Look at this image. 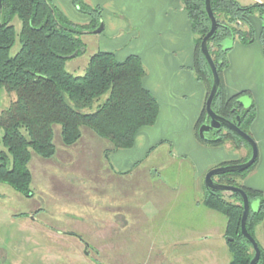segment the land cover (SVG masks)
I'll use <instances>...</instances> for the list:
<instances>
[{"label": "rangeland", "instance_id": "rangeland-1", "mask_svg": "<svg viewBox=\"0 0 264 264\" xmlns=\"http://www.w3.org/2000/svg\"><path fill=\"white\" fill-rule=\"evenodd\" d=\"M11 23L17 33L13 56L20 48V21ZM93 30L78 35L84 51L65 60L73 75H83L89 58L104 49V30ZM107 96L81 112L95 111ZM14 98L0 88V112ZM53 130L55 154H32L28 164L32 195L0 183V264H229L226 217L202 203L205 174L216 166L198 165L189 146L172 144L166 132L137 149L140 162L133 167L130 161L118 165L111 141L89 128L82 127L71 145L61 143L60 125ZM1 137L2 129L0 151H6ZM26 217L34 219L32 226Z\"/></svg>", "mask_w": 264, "mask_h": 264}, {"label": "trees", "instance_id": "trees-1", "mask_svg": "<svg viewBox=\"0 0 264 264\" xmlns=\"http://www.w3.org/2000/svg\"><path fill=\"white\" fill-rule=\"evenodd\" d=\"M180 1L196 36L191 69L206 86L207 97L212 76L201 55L200 41L209 30L210 21L205 12L204 0ZM210 2L217 29L208 41V50L220 77V86L211 107L224 118L233 119L238 114V126L250 135L248 128L255 117V107L251 103L247 109H243L237 103V98L244 92L231 96L226 94L222 72L227 66L228 51L223 52L220 43L231 35L242 43L252 42L256 38L252 17L258 13L264 18V4L241 5L236 0ZM72 3L79 12L88 16L86 25L78 26L69 22L52 0H0V88L15 94L14 100L0 112L1 142L6 148V151H0V183L9 185L26 197L32 195V175L28 167L32 154L44 159L55 154V124L60 125V139L64 145L78 141L81 128L86 127L98 137L109 139L113 150H116L131 147L138 130L153 125L158 116V102L143 85L145 71L137 55L130 54L117 60L113 52L99 50L89 58L83 75L66 71L65 60L84 51V44L78 35L92 31L102 22L99 6H90L83 0H72ZM14 17L20 21V48L10 56L9 51L17 35L11 23ZM238 24H244L247 30L238 27ZM257 37L263 42L264 25ZM104 93H108V96L95 111L81 112L80 109L90 107ZM206 121L203 105L194 125L198 142L220 146L228 141L235 148L245 146L251 155L249 144L228 129L213 131L214 137L201 138L198 128ZM249 157L223 162L218 166L241 163ZM256 161L245 171L213 177L218 183L242 188L250 202L258 199V210L250 209L246 219V229L252 237L255 225L264 217L262 192L240 185L236 179L253 169ZM229 197L236 202L227 201L223 192L205 188L202 203L226 217L225 236L231 238L227 244L232 253L229 264H248L253 250L240 232L241 197L237 193H230ZM259 248L260 257L256 264H264V251L260 245Z\"/></svg>", "mask_w": 264, "mask_h": 264}, {"label": "crops", "instance_id": "crops-1", "mask_svg": "<svg viewBox=\"0 0 264 264\" xmlns=\"http://www.w3.org/2000/svg\"><path fill=\"white\" fill-rule=\"evenodd\" d=\"M83 1L101 8L102 30L107 38L100 51L113 52L117 60L130 54L139 56L145 71L143 85L154 95L159 106L155 123L140 128L131 147L113 152L112 157L118 165L130 161L133 167L136 166L140 159L137 160L135 153L145 144H152L164 132L172 144H187L201 167L239 160L249 153L246 147L235 148L228 141L220 146H209L201 144L195 137L194 125L206 99V86L191 69L196 36L180 0ZM236 1L241 5L264 4V0H251L250 4ZM52 2L72 24L82 26L89 22L88 16L79 12L72 0ZM262 19L254 13L252 24L256 38L252 42L234 40L226 54L227 66L222 72V81L228 96L244 92L254 104L255 117L248 130L257 146V161L253 169L236 181L261 191L264 200V47L257 37ZM29 210L21 214L28 215ZM24 221L32 226L34 219L26 217ZM253 234L264 251V217L255 225Z\"/></svg>", "mask_w": 264, "mask_h": 264}, {"label": "water", "instance_id": "water-1", "mask_svg": "<svg viewBox=\"0 0 264 264\" xmlns=\"http://www.w3.org/2000/svg\"><path fill=\"white\" fill-rule=\"evenodd\" d=\"M204 6H205V12L207 14V17L210 21L209 30L204 34V36L201 38L200 41V52L203 56L204 60L206 61L210 72L212 76V83L209 90V93L205 99L204 107L206 111V117L207 121L202 123L198 128V135L201 138H207V133H211L213 131H220L221 129L225 128L228 129L234 133H236L238 136H240L242 139H244L251 148V155L250 157L241 163H234V164H228V165H222V166H216L212 169H210L206 174L204 178V186L206 189L212 190V191H218V192H229V193H237L241 197L242 201V213L240 218V232L242 236L248 241V243L251 245L253 250V256L248 262V264H256L259 257H260V248L259 244L256 241L254 237H252L249 232L246 229V219L249 210L257 211L259 201L258 199L253 200L252 202L249 201L247 194L245 191L235 185H229V184H222L216 182L213 177L218 174L222 173H233V172H242L247 170L257 159L258 150L255 141L253 138L248 135L246 132H244L240 127L238 126V122L240 120V116L238 114L235 115L233 119L224 118L222 116H219L216 114L211 107L212 101L219 89L220 86V77L216 69V65L209 53L208 50V41L209 39L215 34L217 29V22L213 15L212 9H211V2L210 0H204ZM103 29V24L100 23L99 26L94 29L93 31L95 33L101 32ZM235 37L234 35L226 37L221 43V50L223 52L229 51L234 43ZM237 103L241 104L243 109H247L251 104V99L248 95L243 94L240 95L237 98ZM227 240H231L230 237H227Z\"/></svg>", "mask_w": 264, "mask_h": 264}]
</instances>
